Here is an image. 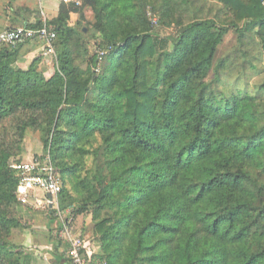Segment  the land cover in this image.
Masks as SVG:
<instances>
[{
	"label": "trees",
	"instance_id": "obj_1",
	"mask_svg": "<svg viewBox=\"0 0 264 264\" xmlns=\"http://www.w3.org/2000/svg\"><path fill=\"white\" fill-rule=\"evenodd\" d=\"M80 2L46 20L51 77L47 50L19 68L29 41L0 47V264H33L8 241L34 210L10 168L28 130L61 178L60 208L91 219L89 264H264V80L245 76L264 75V0ZM25 11L11 20L41 27ZM230 30L235 57L215 63ZM90 48L106 52L98 73ZM57 239L41 254L69 264Z\"/></svg>",
	"mask_w": 264,
	"mask_h": 264
},
{
	"label": "built area",
	"instance_id": "obj_2",
	"mask_svg": "<svg viewBox=\"0 0 264 264\" xmlns=\"http://www.w3.org/2000/svg\"><path fill=\"white\" fill-rule=\"evenodd\" d=\"M53 1L58 4L75 6L81 4L80 0ZM55 38V33L49 31L46 19L43 18L41 27L37 29L18 27L1 31L0 47L37 40L46 43L47 53L53 55L52 43ZM96 53L98 63L95 72L98 73L106 52L97 51ZM10 168L16 171L20 178L16 188L18 202L36 211L49 212L54 218L57 236L67 245L66 258L69 264H89L91 254L86 252L85 256L86 239L73 218L72 210L60 208L59 195L62 189V181L52 163L49 150L27 161L11 162ZM42 260L45 261V257Z\"/></svg>",
	"mask_w": 264,
	"mask_h": 264
},
{
	"label": "rangeland",
	"instance_id": "obj_3",
	"mask_svg": "<svg viewBox=\"0 0 264 264\" xmlns=\"http://www.w3.org/2000/svg\"><path fill=\"white\" fill-rule=\"evenodd\" d=\"M46 1L48 0H0V32L2 30L9 29V28L11 29V28L21 27L19 24L20 20H13V19L11 20L12 15H14V13L17 11L26 10L25 12H21V13L26 19L28 18L27 20L28 23H33L35 16L37 14L39 15L42 21H43V18H46L47 20L46 14L48 15V12L46 10L44 11L43 9L46 6V3H45ZM9 4L11 5V7L9 6ZM217 7L218 6L216 5V8ZM3 11H5L6 14L3 13ZM42 12L44 13V15L42 14ZM75 23H76V20L69 19L70 25H74ZM159 34L160 36H168V35H172L173 33L171 29H165V30L160 31ZM236 37L237 36L232 30H230L229 33L224 37L222 44L218 47V50L215 56V61H214L215 63L216 61H218L219 59L225 56L232 55V57H235L233 52L236 49ZM26 49H29V50L32 49V50H30L27 53V55L25 56L22 62L18 63L19 68H25L32 61L34 57H37V55L40 54L41 51L43 52L47 50V46H46V43L39 42L37 40H32L26 43L23 50H26ZM90 52L92 55V54H95L97 51L95 49L90 48ZM32 54L34 55V57ZM27 56H30V57H28L27 59ZM46 56L49 61L50 68L53 67L54 63H53L52 55L45 53L42 57V61L44 60ZM103 61L104 59L101 62L99 71L103 64ZM226 74L229 77L228 80L231 82H235L237 80L241 82L243 80V76H241L238 65L232 69L230 68V70H227ZM245 76L247 77V79H249L250 86H253L254 84L264 80V75L256 76V75H253L251 71H247ZM43 151L44 150L40 142L39 133L28 130L22 142L21 155L14 159H20L19 161H22V160L27 161V160H30L34 156L43 154L44 153ZM10 165H11V162H10ZM39 193L41 192L39 191ZM23 210L24 208H21V210L18 212V217L21 220V223L23 224V229L14 230L12 232L11 237L8 239V241L13 244H16V243L21 244L22 247L26 251L28 252L31 251L30 253L34 255V258L36 259L35 264H51V263L55 264L54 260L50 257L47 261L48 263L41 260V257H42L41 253L43 252V250H45L43 248L46 244L45 243L46 239H50L53 242H55L56 240L58 241L57 239L58 236H57V232L55 229V223H53L52 225L53 230L48 231L47 218H46L47 215L45 214V212L35 211V210H32V211L31 210L23 211ZM86 216L87 215L81 216V219L85 218ZM81 224L82 226H80L79 228L82 231L83 237L87 238L91 246L93 247L95 245L94 244L95 240L93 237L87 234L88 232H86L87 229L90 228V225L89 227L86 228L84 227L85 223L82 222ZM60 250L63 251L64 248L61 247Z\"/></svg>",
	"mask_w": 264,
	"mask_h": 264
},
{
	"label": "crops",
	"instance_id": "obj_4",
	"mask_svg": "<svg viewBox=\"0 0 264 264\" xmlns=\"http://www.w3.org/2000/svg\"><path fill=\"white\" fill-rule=\"evenodd\" d=\"M46 3V6H45V8H43L44 9V11L46 10L47 12H48V15L46 14V16H47V19H51V17L53 16V15H55L56 13H57V10H58V6H59V4L57 3V2H55V1H53V0H48V1H46L45 2ZM42 14L44 15V13L42 12ZM86 17H87V19L88 20H91V13L90 12H87L86 13ZM46 19V18H45ZM70 20H77V15H75V14H72L71 16H70ZM37 51V50H36ZM33 55V54H32ZM34 55H35V53H34ZM34 55H33V57H34ZM28 57H30V56H27V59H28ZM32 57V58H33ZM44 61H45V63H44ZM52 68V67H51ZM51 68H50V66H49V61H48V59H47V56L44 58V60L42 61V63H41V65L39 66V70L43 73V75L46 77V78H49V77H51V75H52V70H51ZM46 70V71H45ZM81 216L79 217V218H77V220H76V223H77V226L78 227H80V226H82V222L83 223H85L84 224V227H89V225H90V223H91V219H90V217L89 216H86L85 218H82L81 220ZM80 220V221H79ZM56 228V227H55ZM86 239V252L87 253H89V254H91V255H95V254H97L98 252H99V246H98V244H97V242H95L94 244V246L92 247L91 246V244H90V242L88 241V239L87 238H85ZM47 246H49L48 244H47ZM45 247H46V245H45ZM31 252V251H30ZM32 255V254H31ZM42 257H41V260L45 257V261L44 262H47L48 261V259H49V257L50 258H52L53 260H54V262H55V264H58L57 263V260L55 259V258H53V256L51 255H49V254H46V255H41ZM32 257H33V264H35V258H34V255H32ZM43 261V260H42ZM48 263V262H47ZM52 264V263H51Z\"/></svg>",
	"mask_w": 264,
	"mask_h": 264
},
{
	"label": "water",
	"instance_id": "obj_5",
	"mask_svg": "<svg viewBox=\"0 0 264 264\" xmlns=\"http://www.w3.org/2000/svg\"><path fill=\"white\" fill-rule=\"evenodd\" d=\"M48 198H49V196H48Z\"/></svg>",
	"mask_w": 264,
	"mask_h": 264
}]
</instances>
